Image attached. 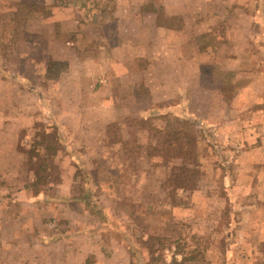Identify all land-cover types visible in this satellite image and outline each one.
Masks as SVG:
<instances>
[{
	"label": "rangeland",
	"instance_id": "374dc122",
	"mask_svg": "<svg viewBox=\"0 0 264 264\" xmlns=\"http://www.w3.org/2000/svg\"><path fill=\"white\" fill-rule=\"evenodd\" d=\"M111 1L0 0V264H264V158L249 154L261 142L264 112L252 128L245 107L260 105L263 92L246 98L231 88L251 79L264 89V0ZM66 18L80 21L77 31ZM154 18L169 29L188 26L150 33L145 21ZM52 19L56 35L78 41L81 75L61 88L55 80L68 63L48 59L42 44L50 34L42 21ZM119 20L152 37L115 59L122 74L136 54L169 52L143 75L179 92L140 112L108 109L124 122L104 123V109L77 88L89 86L86 57H103L102 25ZM222 47L243 69L215 58ZM184 175L192 188L178 186ZM90 184L96 195L85 190Z\"/></svg>",
	"mask_w": 264,
	"mask_h": 264
},
{
	"label": "crops",
	"instance_id": "0c3cea01",
	"mask_svg": "<svg viewBox=\"0 0 264 264\" xmlns=\"http://www.w3.org/2000/svg\"><path fill=\"white\" fill-rule=\"evenodd\" d=\"M143 2H140L139 4H141ZM168 9H170V6H168ZM172 14H183V13H173ZM184 16V14H183ZM52 18H56L53 17ZM52 19L51 21L49 20H41L43 22L44 25V29L50 31V34H48V36H46V40L42 41V44L44 45H48V50L47 51V57L48 59H54V60H62V61H66L68 63V69L65 72V74H63L61 76L60 79L55 80V86L58 88L62 87V83L66 81V79L68 78H74L75 76L78 77L79 75H81L79 72L76 73L75 71V65L78 64V61H80V58H78V52H77V42L76 40H62V35L63 34H55V28L54 26L56 25V20ZM64 24L66 25H76V27H74L72 30L77 31L78 30V26L77 24L80 22L78 20H70V18H66L63 20ZM126 22H129L130 24H134L132 21H115V22H111V23H105L102 25L101 27V39L104 40V51L101 52L103 57H97V56H89L90 58L86 57V60L88 61V64H92V67L90 69L86 70V76L87 79L89 81V86H85V85H81L78 86V90L77 92L79 93V95L81 96H85V93L88 95V100L90 98V103H91V107L96 108V109H104V114L103 116L108 117L105 120H102V122L104 123H111L114 121H118V122H124V116H118L116 114H110V115H106L107 112L106 110L111 109V108H131L134 109V111H141L140 109H143L144 107L147 108H153L156 104H158L159 102H164V101H169L171 99H173L177 93L179 91L175 90V89H169L167 91H164L163 86L160 88L159 85H155L152 83H147L146 79H144V75L143 74H148V72L153 73V71H156V66L158 64V60L160 58H166L165 56H170L171 53H167V54H155L156 56H152L149 58H144V54L139 53L134 55V63L131 66V71L130 72H126L124 71V73L122 74V70H125V67H122L121 63L116 61L115 59L118 60L119 55H121V53L127 49L128 46L132 47V45H138V46H142L143 44H150L152 43V37L148 35L144 36L143 34L141 35V33L139 32V30H136L134 32V34L131 32H128V29L124 28V25L126 24ZM55 24V25H54ZM74 25V26H75ZM145 25L149 27L150 29V33L153 32V29H157V30H167L169 28H166L163 24H159L158 21H156V19H150L145 21ZM188 24L186 22V25L184 24V26L180 29L175 28H170L169 31L171 33H173L172 35H174V33L176 31L185 29V27H187ZM111 30V40L110 42H108V35H109V31L111 28H113ZM173 27V26H172ZM64 33V31H63ZM262 33H264V27L262 29ZM141 35V36H140ZM96 38H100L97 37V35H95ZM262 36H264L262 34ZM174 44L175 43L174 41ZM186 44L183 43L181 44H177V46H182ZM262 51L264 52V37L262 39ZM111 54H108V53ZM116 54H115V53ZM223 52H226V54H223ZM227 49H225V47H222L221 49V57H219V53H217L216 55V59H228L229 61L232 62L231 67L234 68H242L240 67V62L239 60H241L242 58L238 55V54H234L233 51H230V53L227 55ZM106 54V56L104 55ZM184 57H181L182 59L186 60L188 63L191 62L192 64L195 63L199 69L202 68L204 70V66L202 64H200L199 62L196 63L195 61V57L192 56V54L190 55H186L185 53ZM182 54V55H183ZM199 55H202L205 59H202V61L207 60L208 59H212V55L208 56V53H202L199 52ZM241 58V59H240ZM82 59V57H81ZM170 60H173L172 62H175V60H177V58H173ZM35 61L37 62L38 59H35ZM161 62H163L164 60H160ZM264 61V60H263ZM82 64L79 65L83 68L84 67V63H85V67H86V61L82 60ZM205 65V64H204ZM122 71V72H121ZM148 71V72H147ZM206 71V69L204 70ZM135 72V80L134 78L132 79L130 76H133V73ZM167 71L162 72V76H166L167 75ZM205 73H200L199 77H204ZM119 79V81H118ZM119 82V83H118ZM236 82V85H231V88H236V91L240 92L241 94L245 95L247 98V95L249 92H251L253 89H258L261 90L263 92L262 94V100L260 105H256L255 103H246L245 107L250 108L251 110L249 111V115H250V121H247L248 125L250 124V122L252 121V123L250 124V127H254L255 122L253 121L254 118H258V116L264 112V89H263V84H261V87L259 86L258 88L255 85V82L252 81L251 79L248 80V82H245V84L243 85H238V80L234 81ZM122 84V85H121ZM157 86V87H156ZM182 93H184V91H182ZM258 102V101H257ZM254 104V106L252 105ZM257 123V122H256ZM258 125H262V123H257ZM257 128H264V126H257ZM258 137H260V144L258 146L255 147L254 150H252L251 152H249V154H253L255 153V155L261 154L262 158H264V131H262L261 135H257ZM258 159V162H262V164L264 165V160H260ZM59 199V198H58ZM55 199V200H58ZM57 203V202H56ZM60 205V204H58ZM262 232L264 233V227L262 228ZM251 233V232H250ZM250 233L246 234L249 235ZM249 240V239H248ZM262 241H264V235L261 239ZM250 241V240H249ZM26 264V263H25ZM236 264H240V262L238 261ZM247 264H257L254 262V260H250L247 262Z\"/></svg>",
	"mask_w": 264,
	"mask_h": 264
},
{
	"label": "trees",
	"instance_id": "16d2710c",
	"mask_svg": "<svg viewBox=\"0 0 264 264\" xmlns=\"http://www.w3.org/2000/svg\"><path fill=\"white\" fill-rule=\"evenodd\" d=\"M114 1H116V0H112L111 2H114ZM53 64L55 65V64H58V63L57 62H53ZM173 142H174V140L171 141L170 146H173L174 144L176 145V143H173ZM179 149L181 151L185 150V149H181L180 145H179ZM181 154H186V153H181ZM184 156H186V155H184ZM78 160H79V163H80L81 159H78ZM76 167H77V170H81V172H83V169H82V167L80 165L77 164ZM185 171L193 173V174L196 172L194 169H185ZM87 174H88V177H86L85 180H84V184L86 183L85 184L86 186H88L87 185V181H89V180L92 181L91 180L92 179L91 172L87 171ZM178 186L183 188V189H190L194 185H193V181L190 180L187 175H184L183 177H180V181H179V185ZM90 188H93V189H89V187H88L85 190L86 191H93V194L96 195V193H94L95 192V187H92L91 184H90ZM90 210H91V214L92 215L98 214L97 212H99L98 210H95V208H93V207ZM101 212L103 213L102 210H101ZM190 253L192 254L190 259H196L198 257V255H199V251H190ZM161 264H183V262L182 261H177L176 259H173L171 262H166V261L162 260Z\"/></svg>",
	"mask_w": 264,
	"mask_h": 264
}]
</instances>
